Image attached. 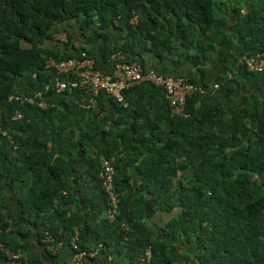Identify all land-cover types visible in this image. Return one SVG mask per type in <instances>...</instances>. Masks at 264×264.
<instances>
[{
  "label": "trees",
  "instance_id": "1",
  "mask_svg": "<svg viewBox=\"0 0 264 264\" xmlns=\"http://www.w3.org/2000/svg\"><path fill=\"white\" fill-rule=\"evenodd\" d=\"M218 8L216 0H0L1 242L33 264L41 263L18 235L35 234L41 242L48 233L69 247L76 230L80 248H87L90 235L101 234L111 251H123L117 264H134L146 248L150 264H180L177 246L187 243L194 245L198 264H264V97L225 109L196 93L183 116H172L163 90L152 85L125 91L127 108L103 92L98 109L79 107V91L51 96L54 105L47 109L8 99L51 83L50 57L73 55L68 33L66 43L52 41L57 25L80 20L85 27L131 30L138 13L133 32L140 42L160 55L188 57L205 55L214 41L228 45L219 28L227 10L218 17ZM231 10L242 56L264 51V0ZM162 20L169 31L162 30ZM106 41L103 61L118 49ZM188 74L174 75L199 84ZM109 102L118 116L112 122L105 115ZM15 111L23 117L12 119ZM104 158H113L120 195L112 217L98 176ZM9 192L28 222L17 233H11L5 210ZM158 211L170 216L162 238L148 224ZM0 264H10L1 252Z\"/></svg>",
  "mask_w": 264,
  "mask_h": 264
},
{
  "label": "crops",
  "instance_id": "2",
  "mask_svg": "<svg viewBox=\"0 0 264 264\" xmlns=\"http://www.w3.org/2000/svg\"><path fill=\"white\" fill-rule=\"evenodd\" d=\"M236 22L237 16L234 11H225L224 22L221 23L219 28L228 37V45L225 44L224 48H222L214 41L215 48L211 49L208 47V50H203L205 55H196L194 54V49H191L190 53L194 55L188 57L180 56L179 53L163 52L161 55L158 54L154 49H151V43L147 42L145 45L144 42H140L139 32H133L135 24H130L132 29L128 30V28L120 25L99 27L96 23L85 27L82 26L83 24L81 25L80 20H70L64 24L57 25L56 28L57 31L60 28L66 29L71 37L70 51L71 53L73 52V55L79 52H86L95 56L100 65L105 70H108L109 58L107 61L102 60V46L106 38V43L118 47L114 53H120L127 61L140 63L144 69L164 75L192 74L199 85L204 86L205 95L212 102L222 104L223 108L227 109L235 103H237L238 107H241L248 100L264 97V74L248 71L242 65V40L235 33ZM162 23H165L162 30L164 32L169 31L170 25L164 20H162ZM208 42L212 45L210 41ZM205 46L209 45L205 44ZM216 84L219 87L215 88ZM223 87H229L231 96L228 95V90ZM104 108L106 109L105 115L108 116L109 122L117 120V110L110 102ZM15 196L16 194L9 192L5 205L11 233H17L19 226L27 227L28 225L27 221L19 217V206L15 201ZM169 217L167 213L158 211L149 219L148 224H152V226H149L152 227L151 230L154 237L162 238L160 229L164 227ZM32 230L35 232L36 229L33 228ZM19 236V240L27 242V251L30 257L41 264H69L72 259L73 252L70 247H63L57 252H51L47 249L45 242L44 245V239L39 242L35 234H30L24 238ZM100 243L102 247L99 250V254L94 258L86 259L84 264H117L121 261L124 252L111 251L102 242L101 234L90 235L89 239H87V248L95 247ZM177 249L180 253V264H198L197 258L194 256L195 249L193 244L178 245ZM125 262V264H128L127 261Z\"/></svg>",
  "mask_w": 264,
  "mask_h": 264
},
{
  "label": "built area",
  "instance_id": "3",
  "mask_svg": "<svg viewBox=\"0 0 264 264\" xmlns=\"http://www.w3.org/2000/svg\"><path fill=\"white\" fill-rule=\"evenodd\" d=\"M137 19L138 14L133 13L130 23L136 24ZM52 41L61 45L66 43L67 32L63 29L56 31L53 34ZM242 64L248 71L264 74V51L243 55ZM107 65L109 70L103 71L98 59L86 52H79L60 59L50 57L47 66L54 69L53 81L43 88L34 90L33 95L12 94L8 99H17L32 105L36 104L41 109H47L54 105L53 102L49 101L51 96L61 95L66 91H79L82 93V97L75 100L79 107L84 109L95 107V109H98L96 99L103 92L114 103L122 108H127L130 104L125 98V91L139 85H152L163 90L170 107V114L172 116H183L187 99L196 93L205 94L203 85L192 83L182 75H164L144 69L140 63L127 61L120 53L112 54ZM214 87L217 88L219 85L216 84ZM22 117L20 111H15L12 115V119L19 120ZM1 133L11 141L8 134L4 131ZM115 173L113 158H104L100 163L98 176L102 180L103 189L111 206L108 211L110 217L116 213L115 207L120 198L114 186ZM44 242L51 252H57L65 247L63 240H56L48 233L44 237ZM68 244L73 252L69 264H84L86 259L97 256L102 247L100 243L95 247L80 248L77 230L71 236ZM0 252L10 264H20L21 262L33 264L28 261L23 251L14 250L1 241ZM151 255V249L146 248L134 264H150Z\"/></svg>",
  "mask_w": 264,
  "mask_h": 264
},
{
  "label": "rangeland",
  "instance_id": "4",
  "mask_svg": "<svg viewBox=\"0 0 264 264\" xmlns=\"http://www.w3.org/2000/svg\"><path fill=\"white\" fill-rule=\"evenodd\" d=\"M216 1L218 2V5H219V8L216 9V13H217V16L220 17L218 13L220 11L223 12V10L225 9L231 11L233 6L244 8L246 0H216Z\"/></svg>",
  "mask_w": 264,
  "mask_h": 264
},
{
  "label": "clouds",
  "instance_id": "5",
  "mask_svg": "<svg viewBox=\"0 0 264 264\" xmlns=\"http://www.w3.org/2000/svg\"><path fill=\"white\" fill-rule=\"evenodd\" d=\"M60 29H62V28H60ZM60 29H59V30H60ZM100 66H101V65H100ZM108 70H109V69H108ZM104 71H105V70H104ZM124 228L127 229L126 226H124Z\"/></svg>",
  "mask_w": 264,
  "mask_h": 264
}]
</instances>
